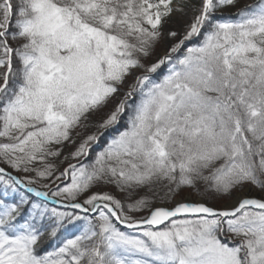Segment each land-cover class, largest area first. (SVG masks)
I'll use <instances>...</instances> for the list:
<instances>
[{"label": "snow or ice", "instance_id": "snow-or-ice-1", "mask_svg": "<svg viewBox=\"0 0 264 264\" xmlns=\"http://www.w3.org/2000/svg\"><path fill=\"white\" fill-rule=\"evenodd\" d=\"M238 5L0 0V186L39 198L21 199L26 221L19 205L0 199V264H264V198L153 208L146 197L125 205L93 191L111 186L129 199L156 185L162 199L198 184L222 197L249 186L264 192V0ZM226 9L235 12L218 19ZM190 11L160 52L169 23ZM125 116L124 130L83 163ZM48 180L47 191L33 187ZM53 219V238L66 223L87 226L41 255Z\"/></svg>", "mask_w": 264, "mask_h": 264}, {"label": "rangeland", "instance_id": "rangeland-1", "mask_svg": "<svg viewBox=\"0 0 264 264\" xmlns=\"http://www.w3.org/2000/svg\"><path fill=\"white\" fill-rule=\"evenodd\" d=\"M248 1L249 0H240V5H238V7L239 6H242L243 4H246ZM228 11H230V9H226L223 12H220V13H227L228 14L229 13ZM220 13H218V14H220ZM190 17H191V11H190V13H189L188 16L178 17V18L172 20L169 23L168 27L165 29V37L166 38H165L164 44L161 45L160 52H162L164 50V48L169 43H171V41H169L167 39V32L168 31H171V30H177V31H180L181 33H183L185 27L187 26V24H188V22L190 20ZM197 38L198 37H196L193 40L189 41L188 43H190V44L187 43L186 47H192L193 45H191V43L194 42V41H196ZM164 71H166V70H164ZM110 110H111V107L109 109H107L104 113H101L99 115L93 116V123H94V121L99 122L104 117V115H106L107 112L110 111ZM126 119H127V116H125L124 119H122L117 126H115L112 129H109V130H113V131L110 132V136L113 137L115 135H118L119 132H121V131L124 130V127L126 126V123H125L126 122ZM95 131H96V129L94 127L93 128H89L87 130L88 134H91L92 132H95ZM110 136H107L106 135V132H105L104 135H103V137L100 139L99 143L96 144L95 146H93V148L91 149V155L89 157H87L86 159H83L82 158L83 159V163L85 161H88L89 159H92L94 157V155L98 153L99 150H102L106 146V143L108 141H110V139H111ZM81 138L82 137L79 134H77L76 139L79 141ZM73 150H74V146H69V148L65 151L64 155L67 156L68 153L71 152V151H73ZM55 163H57L58 167L61 170L63 169L64 166H66L65 163L62 162V161H56ZM9 171H11V170L9 169ZM12 174L13 175H17L18 177H24L25 176V174H23V173H15V172H13ZM43 183H49V184H51V181L50 180H48V181H41L40 184L33 185V187H37L38 190H45V191H47V189H43L41 187V185ZM61 186H63V185H61ZM158 186H160V185H157L156 187H158ZM198 187H200V188L203 187V189L201 190L202 192L201 191L192 192V190L182 189L179 192L175 193L174 195H172L170 197H167L165 199V201H168L170 204H174L175 205L176 202H178L179 200H184V199H187L189 197L193 201H201L200 203H204L207 206L214 207V208H217V209H221L227 203L232 202L238 195H247V196H250V197L253 196V197H258V198H263L264 197V192H261L260 190H257L255 188H249V187H247V188H245V189H243L241 191H238L235 195H232V197H229L228 199L227 198H224V197H221L219 195H216V194H214L212 192L206 191L205 186L203 184H198ZM53 188H55V185H53ZM0 190H1V194L3 196H5L6 195L5 192H4L5 189L2 186H0ZM144 190H141L140 192L136 193V195H137L136 196L137 197L136 199L141 198V197H144L146 195L144 193L145 192ZM104 191H107V192L111 193L112 195L116 196L123 203H125V205H127L128 203L134 202V201L130 200L126 194L124 195V194L120 193L118 190H113L111 188H105ZM156 192L158 194H163V196H164L165 189H163L160 186V187H158L156 189ZM15 193H13V194H15ZM182 195H184V196L182 197ZM21 196H22V194L20 193L18 198H20ZM18 198L13 197V200L14 199H18ZM174 205H172V206H174ZM21 208L23 210V206L22 205H21ZM129 214L130 215H134L136 218H141V217H146L149 213H148L147 210H145V211H142V212L129 213ZM87 219H92L94 222H96L95 221V216L94 217L87 216ZM76 223H78V227H77L78 230L75 232L74 236L69 237V238L65 239L64 241L60 242L53 249H57L58 247L62 246L67 240L74 239L77 236H79V235L82 234L83 229L87 226V220H80V221H77ZM53 224H54V219L53 220H48V225L46 227H44L43 243H45L46 246H47V244L50 243V240H51V239H49V237L47 236V234H48L49 229L52 227ZM117 227H119V226L117 225ZM159 227L160 228H163L164 225H161ZM62 229H63V227L59 229V231L57 232V235L61 233ZM120 230L125 232V230H123L122 228H120ZM132 232H133V230H127L126 231V233H132ZM43 243L39 247V254H41V255H44V254L50 252L48 248H46V251L43 250Z\"/></svg>", "mask_w": 264, "mask_h": 264}, {"label": "trees", "instance_id": "trees-1", "mask_svg": "<svg viewBox=\"0 0 264 264\" xmlns=\"http://www.w3.org/2000/svg\"><path fill=\"white\" fill-rule=\"evenodd\" d=\"M252 2V0H249L246 4H248V3H251ZM232 15H230V16H228V15H224L223 16V18H220V16H218L217 15V18L218 19H221V20H223V19H226V18H229V17H231ZM203 39V37L202 36H200V37H198L197 38V40L196 41H194V42H192L191 43V45H193V46H198L199 45V43H200V41ZM164 74H166V71L163 73H161L160 74V76L159 77H157V79H162V77H163V75ZM94 123H96V121H94ZM125 128V127H124ZM111 131H113V130H108L107 132H106V135L107 136H110V132ZM116 136V135H115ZM115 136H113V137H115ZM111 137V139L113 138L112 136H110ZM101 150H99L98 151V153L100 152ZM97 154H95L94 155V157L96 156ZM94 157L92 158V159H94ZM92 159H89L88 161H85L84 163L85 164H88V163H90L91 161H92ZM157 186V185H156ZM156 186H154V191H150V190H148V189H145L144 191V193L146 194L144 197H146V198H148L149 200H151L152 201V204H151V206L154 204V203H161V204H165V203H169L168 201H165V199H162V196H163V194H158L157 195V192H156V189L158 188V187H160V186H158V187H156ZM250 188H253V187H251V186H249ZM105 188H111V189H113V190H117V189H115L114 187H111V186H100V187H98V188H95V189H93V191H100V190H103L104 191V189ZM203 189V187L202 188H200V187H198V185H197V187L196 188H192V189H188V190H192V192H197V191H201ZM256 189V188H255ZM148 190V191H147ZM257 190H259V189H257ZM202 192V191H201ZM179 194V193H178ZM215 194V193H214ZM125 195V194H124ZM216 195H218V194H216ZM137 195L135 194L130 200H132V201H135V199L137 198L136 197ZM220 196V195H219ZM222 197V196H221ZM229 197H232V196H228V197H224V198H229ZM129 198V197H128ZM24 215H22L21 216V220H22V217H23ZM66 238H68V236H66V235H64L63 237H59V238H55V241H51L49 244H47V246H46V244L45 243H43V247L46 249V248H48V249H52V247H53V245H56V244H59L60 242H62V241H64ZM57 241V242H56ZM47 249V250H48Z\"/></svg>", "mask_w": 264, "mask_h": 264}, {"label": "bare ground", "instance_id": "bare-ground-1", "mask_svg": "<svg viewBox=\"0 0 264 264\" xmlns=\"http://www.w3.org/2000/svg\"><path fill=\"white\" fill-rule=\"evenodd\" d=\"M238 196H243V195H238ZM238 196H237V197H238ZM237 197H236L232 202L227 203L224 207H229V206L234 205L235 202H236ZM251 197H253V196H251ZM263 198H264V197H263ZM180 202L200 203L201 201H193V200H191V198L188 197L187 199L179 200L177 203H180ZM224 207H223V208H224Z\"/></svg>", "mask_w": 264, "mask_h": 264}]
</instances>
